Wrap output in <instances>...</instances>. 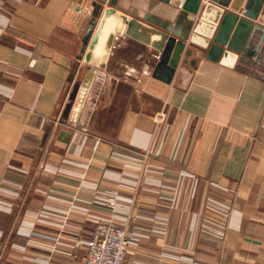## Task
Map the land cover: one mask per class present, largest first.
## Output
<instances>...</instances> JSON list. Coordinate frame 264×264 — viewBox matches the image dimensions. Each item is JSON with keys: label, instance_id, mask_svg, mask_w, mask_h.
Returning <instances> with one entry per match:
<instances>
[{"label": "crops", "instance_id": "crops-1", "mask_svg": "<svg viewBox=\"0 0 264 264\" xmlns=\"http://www.w3.org/2000/svg\"><path fill=\"white\" fill-rule=\"evenodd\" d=\"M81 4L0 0V264H79L87 250L81 240L93 230L82 206L100 184L120 185L125 198L137 192L140 208L169 219L164 235L147 233L161 225L150 218L129 219L141 240L129 245L128 262L155 264L149 252L187 244L214 199L229 209L212 212L229 222L226 236L201 232L197 238L217 249L213 264H264V37L251 31L264 24L233 12L230 25L219 0H204L195 18L162 3L157 19L190 36L203 22L198 38L204 43L210 35L208 46L189 37L187 70L171 83L149 76L138 86L113 74L98 77L76 116ZM224 25L239 50L214 42ZM12 66L22 67L18 76L1 75ZM146 148L144 173L122 158ZM140 174L137 190L122 184ZM176 183L172 202L168 189ZM128 210L122 204L118 216ZM31 230L81 243L72 255L62 254L32 240Z\"/></svg>", "mask_w": 264, "mask_h": 264}, {"label": "water", "instance_id": "water-1", "mask_svg": "<svg viewBox=\"0 0 264 264\" xmlns=\"http://www.w3.org/2000/svg\"><path fill=\"white\" fill-rule=\"evenodd\" d=\"M203 1L82 0L79 42L74 54L77 59L75 68L78 67L81 79L73 114L79 115L98 77L113 74L138 86H142L149 76L166 83L176 80L187 70L188 58L193 49L187 40L191 38V42L208 46L210 35H207L204 43L198 38V33L204 32L203 22L198 24L191 36L189 33L182 35L173 23L157 19L154 11L165 3L180 9L182 17L189 15L195 18L200 15ZM219 1L227 9L230 25L236 20V16L231 17L230 13L233 12H243L246 17L264 24V0ZM210 10L211 4H207L201 18H207ZM239 23L244 24L243 21ZM220 29L214 42L239 50V44L235 40H228L226 36L230 29L226 25ZM251 31L252 35L259 31L264 37V28L258 24H253Z\"/></svg>", "mask_w": 264, "mask_h": 264}, {"label": "built area", "instance_id": "built-area-1", "mask_svg": "<svg viewBox=\"0 0 264 264\" xmlns=\"http://www.w3.org/2000/svg\"><path fill=\"white\" fill-rule=\"evenodd\" d=\"M21 2L22 0H15ZM7 68L6 75L16 77L19 75L22 67ZM164 109L161 110L155 120L157 124L164 121ZM149 149L146 148L139 156L132 154H124L123 157L119 153L117 157H121L126 160L130 166H138L141 169V173L147 171L150 167L146 162L148 159ZM116 158V157H115ZM179 156H176L178 160ZM182 175L192 176V174L182 171ZM140 177L135 178L131 182H122V184L129 185L134 189H138L141 183ZM172 192V202L175 201V194L180 190V186L176 183L170 189ZM124 190L120 185L112 184H100L89 190L91 200L85 202L84 213L86 218L93 223V230L90 238L84 241L87 250L85 257L79 262V264H140L139 262H128L126 257L129 251V245H138L141 240V234L131 233L128 224L129 219L138 217H145L151 219L161 225L153 226L147 230L150 235H164L166 229L163 225L169 223V219H159L153 212L146 211L139 207L140 195L135 192L131 197L125 198ZM228 194L234 195L231 192ZM125 204L130 210H128L126 216L120 218L118 216V210L120 206ZM208 210L199 215V224L194 230L190 241L187 244H182L176 247L173 251L165 250L161 252H149L155 264H213V253L217 250L208 245H204L198 242V237L201 232L210 234L218 239H224L226 236V228L229 226V222L226 218L219 216L216 213L227 215L229 211L225 204L220 203L214 199H208L206 202ZM174 207V206H173ZM131 210L136 213H131ZM210 210V211H209ZM214 212V213H212ZM30 238L32 240H42L49 243L54 251L61 252L62 254L72 255L76 249V246L81 243L79 240L75 244H63L56 237L44 236L31 230ZM213 252V253H212Z\"/></svg>", "mask_w": 264, "mask_h": 264}, {"label": "rangeland", "instance_id": "rangeland-1", "mask_svg": "<svg viewBox=\"0 0 264 264\" xmlns=\"http://www.w3.org/2000/svg\"><path fill=\"white\" fill-rule=\"evenodd\" d=\"M3 8H4V7L0 5V10H1V12L3 11ZM6 70H7V69H6ZM2 74L6 75V73H5L4 71L1 73V75H2ZM67 109H68V108H67Z\"/></svg>", "mask_w": 264, "mask_h": 264}]
</instances>
